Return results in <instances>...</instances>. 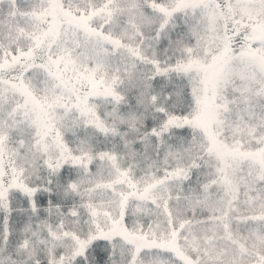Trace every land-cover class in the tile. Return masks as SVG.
Instances as JSON below:
<instances>
[{
  "label": "snow or ice",
  "instance_id": "6c2138e0",
  "mask_svg": "<svg viewBox=\"0 0 264 264\" xmlns=\"http://www.w3.org/2000/svg\"><path fill=\"white\" fill-rule=\"evenodd\" d=\"M0 264H264V0H0Z\"/></svg>",
  "mask_w": 264,
  "mask_h": 264
}]
</instances>
